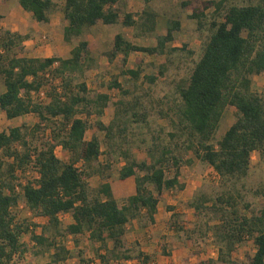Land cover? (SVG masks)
I'll list each match as a JSON object with an SVG mask.
<instances>
[{
  "label": "trees",
  "instance_id": "16d2710c",
  "mask_svg": "<svg viewBox=\"0 0 264 264\" xmlns=\"http://www.w3.org/2000/svg\"><path fill=\"white\" fill-rule=\"evenodd\" d=\"M17 1L36 21L45 23L51 20L60 1L67 21L63 38L66 42L79 40L68 57H38L20 55L25 52L28 34L10 29L0 33V78L4 86L0 108L9 119L30 113L38 117L33 128L23 123L0 129V264L21 262L27 251L22 234L31 228L32 239L39 250L50 254L51 264L71 256L65 238L86 234L92 243L99 244L101 263L136 258L140 264H152L154 255L143 249L134 253L126 246L125 236L131 220H144V226L156 223L164 192L186 188L181 181L183 156L177 150L181 148L209 163L226 185L214 197L202 192L187 203L197 216H205V211H209L210 219L198 230L203 238L212 236L218 250L217 257L201 259L199 264H264V208L242 203L243 195L237 188V183L250 172L253 153L258 151L264 158V93L252 87V75L264 73V0L242 5L212 0L193 10L191 17L203 27L205 10L214 7L211 34L189 79L178 85L180 103L174 112L169 142L155 138L143 159L137 158L129 146L125 147L126 125L147 120L137 100H118L110 123L96 122L104 133L108 153L125 160L120 179L135 180V192L122 201L116 197L107 175L113 163L99 161L103 153L101 139L95 134L87 137L90 125L80 115L103 116L111 102L106 92L91 95L83 79L96 61L89 40L83 36L100 20L107 25L121 23L133 27L135 36L140 38L155 36L156 44L143 45L122 32L115 35L109 59L115 60L122 54L126 66L132 52L165 55L167 44L175 38L174 32L181 28V20L172 19L166 34L158 35L159 13L144 8L123 14L120 5L124 0ZM189 3L183 1L184 5ZM143 71L140 65L123 69L122 74L134 80L143 76L149 83L156 82V75H142ZM160 73L164 74L163 67ZM118 78L114 77L107 86L127 94L129 90ZM43 88L46 99H36L32 93ZM228 106L236 107L237 119L214 142ZM41 130V142L34 143L32 135ZM59 147L69 154L67 160L58 156ZM30 167L36 175L23 181L19 172L26 174ZM95 175L105 181L92 186L89 179ZM256 194L264 195V186ZM21 200L36 216L47 220L40 225L18 220ZM168 208L173 211L171 220L177 231L184 230L183 225H178L175 207ZM67 213L73 221L63 225L62 215ZM38 227L40 232L36 231ZM249 239L255 243V252L246 254L247 262L235 260L233 252ZM79 264L96 263L81 253Z\"/></svg>",
  "mask_w": 264,
  "mask_h": 264
},
{
  "label": "rangeland",
  "instance_id": "374dc122",
  "mask_svg": "<svg viewBox=\"0 0 264 264\" xmlns=\"http://www.w3.org/2000/svg\"><path fill=\"white\" fill-rule=\"evenodd\" d=\"M187 0H130L128 6L131 11H141L145 7L156 10L158 13L168 17V25L172 19L181 20V28L174 32L175 38L169 42L168 51L165 55H149L145 52H132L128 58L127 65L123 64V55L120 54L115 60H110L108 51L113 47L114 37L118 32L124 33L132 41L143 44H156L155 36L137 37L133 27H124L121 23L113 25H105L101 20L98 24L87 31L83 38L90 39V49L95 57V65L88 70L83 79L86 81L91 95L97 92H106L111 96V102L105 109L103 116L80 114L88 120L89 129L87 137L92 138L95 134L101 139L103 153L99 161L106 163L111 161L113 166L107 171L109 180L112 183L113 190L118 200L122 201L124 197L135 192L134 177L121 180L119 172L125 160L118 154L108 153L109 147L105 142L104 133L101 132L96 122L102 120L110 123L114 118L116 111V102L120 99L126 101L137 100L141 111L146 112V121H131L126 125L125 131V147L129 146L133 153L139 159L147 157V151L152 145L154 139L156 141L169 142V132L174 130L173 119L175 117V109L180 103V95L178 85L185 83L189 79L192 70L202 55L206 42L211 34L210 22L213 19L214 7L210 6L205 10L206 16L203 17L204 25L199 27L197 20L191 17L194 9L202 8L205 3L212 0H189L187 5L183 4ZM218 1V0H215ZM251 0H228L227 4H247ZM255 1V0H253ZM58 9L52 14L54 19V27H48L36 22V20L25 13L20 8L17 0H0V33L5 29L12 31L14 28L27 31L29 41L26 52L45 56L60 55L67 56L70 54L69 49L78 43L79 39L72 42H66L63 38L65 18L62 16L59 1ZM122 13L126 12L127 6L121 3ZM35 23V25H32ZM168 26L163 29L167 31ZM162 29V27H161ZM160 29V30H161ZM19 31V30H18ZM158 35H160L157 32ZM34 46V48H33ZM177 47L176 50H170ZM59 52V53H58ZM58 53V54H57ZM34 54V52H33ZM142 66L144 74H154L158 77L156 82L149 83L141 76L139 80L130 78L129 75L122 74V70L126 68H137ZM164 68V74L160 73ZM118 76L119 82L129 90L127 94L121 93L118 89H110L107 85ZM253 89L264 93V73L252 75ZM4 90L0 78V93ZM237 109L234 106H228L224 112L214 142L222 137L225 131L236 121ZM38 122V117L34 113L9 119L5 112L0 108V129L8 130L12 126L26 123L30 127ZM43 135L42 130L32 135L34 143H40ZM161 137V140H159ZM182 153L183 165L181 172V181L186 183V188L182 191L173 190L166 191L160 196L159 212L157 214V224L144 226V220H131L128 225V231L125 236L126 246L131 248L133 252L138 249L154 255L152 264H199L201 259L209 257H217L218 250L212 236L203 238L198 228L203 227L210 216L205 211V216H197L195 209L188 206L191 201L199 193H206L210 196H216L226 189V185L220 175L207 162L199 159L191 150L184 148L177 149ZM59 157L69 158V154L65 153L60 147L57 149ZM2 155L0 149V157ZM191 161V162H189ZM20 178L24 181L26 178H32L36 175L33 167L28 169V173L19 172ZM105 181L100 175H95L89 179L92 186H98ZM264 186V158L258 151L252 155L251 168L249 174L237 183V188L242 192V203H249L255 209L264 208V195L256 194V190ZM168 206H174V211L178 213L179 223L183 225L184 230L177 231V225L171 220L173 211ZM243 207L241 206V209ZM242 211H244L242 209ZM18 220H25L28 224L36 223L38 225L44 223L47 218L36 216L23 200L17 209ZM73 221L70 213L62 215L63 225H67ZM40 232V227L37 228ZM32 228L30 231L22 234V242L26 244L27 251L19 264H51V256L48 252L39 250L36 242L32 239ZM193 234V235H192ZM192 235V236H191ZM202 235V236H201ZM191 237V238H190ZM65 242L72 251L71 256L66 260L57 264H79L80 254L94 260L96 264L101 263L98 256L99 244L92 243L88 239V235L78 236L76 238L68 236ZM256 246L252 239L246 240L237 247L233 252V258L237 261L247 262L246 254H253ZM103 253V250H100ZM109 264H140L134 258L130 260H111Z\"/></svg>",
  "mask_w": 264,
  "mask_h": 264
},
{
  "label": "crops",
  "instance_id": "0c3cea01",
  "mask_svg": "<svg viewBox=\"0 0 264 264\" xmlns=\"http://www.w3.org/2000/svg\"><path fill=\"white\" fill-rule=\"evenodd\" d=\"M123 3L127 6V8H126V12H131V9H129V5L131 4L130 3V0H124L123 1ZM148 3H150V2H148ZM20 6V5H19ZM20 8H22V7H20ZM145 8H149V7H145ZM144 9V8H143ZM151 9V8H150ZM22 10H24V9H22ZM25 11V10H24ZM25 13H27L29 16H32V14L30 13V12H27V11H25ZM62 16H63V12H62ZM37 22V21H36ZM99 22V21H98ZM98 22H97V24H98ZM38 23H40V24H42V25H47L48 27H54V24H55V22H54V19L52 18V15H51V20L49 21V22H38ZM67 24V21L65 20V23H64V26ZM96 24V25H97ZM32 25H35L36 26V24L35 23H32ZM96 25H94L93 27H95ZM106 25V24H105ZM166 27V26H168V17H165V15H162V14H160L159 13V16H158V25H157V32L160 34V35H164V34H166V31L163 29V27ZM92 27V28H93ZM161 27H162V29H161ZM161 29V30H160ZM14 30H19L18 32H20V33H23V34H25V33H27V31H24L23 29H18V28H14ZM91 30V29H90ZM140 38V37H139ZM86 39H88V38H86ZM130 39V38H129ZM89 40V42H90V39H88ZM29 41H34V40H26V42H25V44L27 43L28 45L31 43H29ZM35 42V41H34ZM33 42V43H34ZM134 42V41H133ZM136 43V42H135ZM28 45H26V48H28ZM76 45V44H75ZM74 45V46H75ZM74 46H72L70 49H69V53H70V51H71V49L74 47ZM33 48H34V46H33ZM41 48H35V49H33V52H34V54H33V52H26V54L25 55H28V56H43V55H40L39 53L38 54H35V52L37 51V50H40ZM59 53V52H58ZM57 53V54H58ZM70 54H67V56H65V55H63V54H60V55H57V56H62V57H68ZM52 56V55H51ZM22 117V116H21ZM17 118H19V117H17ZM15 119V118H14ZM128 179V178H127ZM20 206V205H19ZM46 218V217H45ZM154 224H157V215H156V223H154Z\"/></svg>",
  "mask_w": 264,
  "mask_h": 264
},
{
  "label": "built area",
  "instance_id": "2783aa9c",
  "mask_svg": "<svg viewBox=\"0 0 264 264\" xmlns=\"http://www.w3.org/2000/svg\"><path fill=\"white\" fill-rule=\"evenodd\" d=\"M34 97L37 99L39 97L40 100H45L46 99V90L43 88L39 93H32Z\"/></svg>",
  "mask_w": 264,
  "mask_h": 264
}]
</instances>
